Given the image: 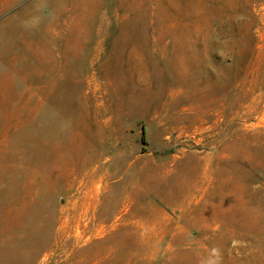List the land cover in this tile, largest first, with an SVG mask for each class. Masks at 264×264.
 Instances as JSON below:
<instances>
[{
	"label": "rangeland",
	"instance_id": "obj_1",
	"mask_svg": "<svg viewBox=\"0 0 264 264\" xmlns=\"http://www.w3.org/2000/svg\"><path fill=\"white\" fill-rule=\"evenodd\" d=\"M0 264H264V0H0Z\"/></svg>",
	"mask_w": 264,
	"mask_h": 264
},
{
	"label": "bare ground",
	"instance_id": "obj_2",
	"mask_svg": "<svg viewBox=\"0 0 264 264\" xmlns=\"http://www.w3.org/2000/svg\"><path fill=\"white\" fill-rule=\"evenodd\" d=\"M124 168H125L124 164H120L119 167L115 168V169L109 168L111 170L112 175L118 177V179H117L116 183L114 184V186L111 187V190L103 197V201L101 202V212H100L101 220L105 219V221L107 220V222L110 221L111 222L110 228H112L114 226V224L116 225V223H118V222L119 223L123 222L126 218V213H127V211L125 210L124 202L121 204L123 209L121 208L122 210L120 212H116L115 209H117L119 204L116 201V197H118V196L115 195V193H117L119 190H123V192L121 193V194H123V193L127 192L128 189H131L132 192H130V193L137 194V197L140 196L139 195L140 187L138 184L133 186V188L126 187L129 183V181H131V179L128 177L129 169H124ZM95 179H96V176H93L90 179V183L94 182ZM156 186L161 187L162 184H156ZM134 191H135V193H134ZM118 195H120V194H118ZM138 199L140 200V198H138ZM124 200H125V203L131 202L127 197L126 198L124 197ZM139 200H137V201H139ZM132 205L134 206V204H132ZM178 218H179V216H178Z\"/></svg>",
	"mask_w": 264,
	"mask_h": 264
},
{
	"label": "trees",
	"instance_id": "obj_3",
	"mask_svg": "<svg viewBox=\"0 0 264 264\" xmlns=\"http://www.w3.org/2000/svg\"><path fill=\"white\" fill-rule=\"evenodd\" d=\"M141 142L142 144L145 143V131L143 127L141 128Z\"/></svg>",
	"mask_w": 264,
	"mask_h": 264
}]
</instances>
